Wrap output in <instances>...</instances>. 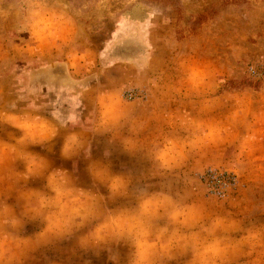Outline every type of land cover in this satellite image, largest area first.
I'll list each match as a JSON object with an SVG mask.
<instances>
[{"label":"rangeland","instance_id":"rangeland-1","mask_svg":"<svg viewBox=\"0 0 264 264\" xmlns=\"http://www.w3.org/2000/svg\"><path fill=\"white\" fill-rule=\"evenodd\" d=\"M0 118L8 121L0 125V162L9 177L22 168L17 128L33 138L55 126L85 129L92 157L103 159L111 146L112 170L128 177L116 206L135 211L137 199L149 197L136 214L151 216L167 211L166 194L193 193L171 214L187 218L193 202L205 209L207 264H264L259 246L239 259L229 251L244 230L264 229V0H0ZM121 118L131 156L112 143L109 127L98 129ZM62 142L63 132L52 151L30 150L53 166L75 163L89 186L88 161L63 160ZM40 227L28 223L26 234ZM24 264L109 261L72 237L40 247Z\"/></svg>","mask_w":264,"mask_h":264},{"label":"clouds","instance_id":"clouds-1","mask_svg":"<svg viewBox=\"0 0 264 264\" xmlns=\"http://www.w3.org/2000/svg\"><path fill=\"white\" fill-rule=\"evenodd\" d=\"M97 103L103 111V94ZM123 119L98 125V129L109 127L106 134L115 137L112 143H119L124 153L131 156L133 150L126 146L129 136L120 127ZM7 123L0 118V125ZM16 131L21 141L17 150L24 153L17 157L22 168L16 169L18 175L9 177L0 162V264H24L25 258L40 247L72 237L82 250L106 252L109 264H167L183 257H188L187 264H207L204 260L206 252L200 246L208 228L205 209L193 202V211L187 218L171 214L174 209L183 208L193 193L166 194L167 211L161 208L155 215H137L145 207L144 199L149 197L138 198L135 211L116 206V201L126 198L129 180L123 172L112 170L111 146L105 149L103 159H94L88 146L91 133L85 129L55 126L54 130L38 138H33L23 128ZM61 132L60 157L73 161L83 156L88 161L89 186L79 182L75 163L72 170L53 166L46 156L30 150L40 146L52 151L53 141ZM97 134H100L99 130ZM34 180L43 181L42 186H31ZM13 199L15 203H10ZM125 213L135 219L128 224L117 219ZM28 223H37L41 227L35 233L26 234ZM146 236L155 243L145 246L140 241ZM158 237H171V241L161 246ZM192 242L197 244L194 250ZM257 246L264 249V229H247L239 244L230 246L229 251L239 259L250 256ZM121 249H126L124 255Z\"/></svg>","mask_w":264,"mask_h":264},{"label":"built area","instance_id":"built-area-1","mask_svg":"<svg viewBox=\"0 0 264 264\" xmlns=\"http://www.w3.org/2000/svg\"><path fill=\"white\" fill-rule=\"evenodd\" d=\"M221 180H225L224 177L218 179V181H221Z\"/></svg>","mask_w":264,"mask_h":264}]
</instances>
